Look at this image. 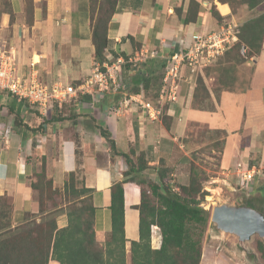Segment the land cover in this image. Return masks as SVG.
I'll list each match as a JSON object with an SVG mask.
<instances>
[{
    "label": "crops",
    "instance_id": "1",
    "mask_svg": "<svg viewBox=\"0 0 264 264\" xmlns=\"http://www.w3.org/2000/svg\"><path fill=\"white\" fill-rule=\"evenodd\" d=\"M196 1L202 7L201 13L195 21L186 22L190 0H119L108 25L107 62L148 52L138 66L145 73L155 67L157 74L164 75L168 58L181 48L183 41L190 43L194 34L219 28L233 15L228 3ZM12 2L15 20L11 23L10 15L3 14L0 33L7 35L5 43L14 52L20 73L28 78L37 77L48 85L63 82L82 86L99 64L95 61L90 0H34L31 24L27 22L24 0ZM212 8L219 12L222 21L213 15ZM153 50L157 55L148 56ZM251 61L245 86L223 89L219 98L212 87L214 78L206 71L201 74L216 110L193 105L199 75L188 73V79L182 81L178 101L163 103L162 114L157 119L149 118L133 100H151L150 94L154 92L152 87L145 89L143 84L136 87L140 93L133 91L137 68L124 69L122 79L126 88L120 92L103 97L79 92L54 105L48 115L0 91V196L12 200L13 224L24 222L27 212L39 211L31 181L36 180L38 171L36 155H41L46 157L47 173L54 187L63 188L69 172L82 168L86 186L94 191L95 231L101 244L106 242L112 227L111 187L116 182H124L129 251L130 241L139 239L140 235L137 206L142 201L143 185L128 179L125 172L131 165L138 168L140 157V163L145 166L140 177L159 182L161 162L175 157L184 146L180 140L187 136L189 125L196 123L226 132L223 153L221 151L223 176L218 179L234 188L228 179L234 174V168L239 163L258 165V160L264 158V39L261 52ZM125 97L132 98L131 105L121 115L110 113L111 106ZM6 110L9 119L2 116ZM45 118L51 121L47 123ZM101 129L111 135L116 150L111 149ZM124 154L129 155L130 162ZM184 155L188 153L185 151ZM258 173H262L261 168ZM253 189L256 193L261 191V187ZM66 224L67 218L59 226ZM152 241L153 247L159 248L161 234Z\"/></svg>",
    "mask_w": 264,
    "mask_h": 264
},
{
    "label": "trees",
    "instance_id": "2",
    "mask_svg": "<svg viewBox=\"0 0 264 264\" xmlns=\"http://www.w3.org/2000/svg\"><path fill=\"white\" fill-rule=\"evenodd\" d=\"M220 1L228 3L234 11V2L254 8L264 0ZM24 2L27 22L31 24L34 19V0H24ZM118 2L119 0H90L95 61L102 69H104L103 63L108 61L105 54V49L109 45L108 25L112 15L117 11ZM201 8L199 2L190 0L186 22L195 21L201 13ZM5 13L10 15L11 23L14 22L15 12L12 0H0V21ZM212 13L219 21H222L215 8H212ZM239 38L238 47L241 46V42L251 46V57L261 52L264 39V12L242 26ZM131 39H133L132 36ZM132 65H124L123 72L125 68H132ZM165 65L164 63L163 67ZM134 75L133 91L140 93V90L136 88L139 84H143L145 89L152 87L154 92L149 98L157 104L164 75L157 74L155 67L152 71L145 73L140 66L137 67ZM215 94L216 98H219V93L215 92ZM193 105L203 110H216L211 92L201 74L197 77ZM163 117L166 120V115ZM45 120L47 123L51 121L47 118ZM18 122L19 115L16 116V124ZM193 125L201 124L189 125L187 136L180 140L183 144H186L188 133ZM208 129L226 135L223 130ZM101 132L110 142L111 149L116 150L117 146L115 141L110 139L111 135L104 129H101ZM224 142L225 138L222 141L223 148ZM124 155L130 162L129 155ZM184 159L189 161L190 158L185 155ZM140 161L139 157V167L135 168L131 165L125 172V176H129L128 179L132 181H138L141 185L148 184L158 199V205L151 203L142 186V201L137 206L140 211V235L139 239L130 241L129 254L125 232L124 182H116L111 187L112 227L106 242L101 244L97 240L95 231L94 191L86 186L82 168L69 172L64 187L60 189L54 187L53 179L48 176L46 157L43 156L41 170L35 174L36 180L31 181V187L36 195L39 191L38 199L35 195L39 202L38 213L27 212L25 221L14 225L12 200L8 196H0V264H200L202 237L205 225L210 218L209 210L202 205L209 194L203 187V180H207L208 176L204 172L202 177L201 170L197 168L193 160H190V180L188 184H181L178 186L179 189H176L167 180L169 170L165 166L159 169V182L141 178L140 173L145 166H142ZM81 163L79 158L77 164L80 166ZM261 190L264 193V184ZM45 194L47 197L44 196ZM55 196H64L65 203L68 205L66 211L68 221L64 226H59L56 217L51 218L47 213L46 200L49 198L53 200ZM54 203L56 207L59 205V202ZM247 205L256 207L253 203H247ZM256 208L264 212V209ZM35 214L46 218L42 217L37 221L35 216L30 217ZM152 225H157L161 229L162 241L159 248H154L151 243ZM257 247L264 259V241H259Z\"/></svg>",
    "mask_w": 264,
    "mask_h": 264
},
{
    "label": "rangeland",
    "instance_id": "3",
    "mask_svg": "<svg viewBox=\"0 0 264 264\" xmlns=\"http://www.w3.org/2000/svg\"><path fill=\"white\" fill-rule=\"evenodd\" d=\"M234 5V11L232 10L233 15L229 20L238 25L239 32L240 30L242 31V26L245 23L264 12V1L254 8L238 2H234ZM6 37L7 35L0 33V43H4L8 38ZM235 44L221 55L216 63L206 70L208 76L214 78V81L211 83L216 93H219L223 89H236L237 87L245 86V83L248 82L251 71L250 67L252 65V57L250 56L252 48L246 42H241L240 47H238L237 42ZM243 45L246 46L245 52L242 50ZM137 66L138 64H133L132 68L135 69ZM237 81H239V85ZM2 116L8 119L10 118L7 110ZM5 131L6 133L9 132L7 129ZM224 137L225 135L223 133L209 131L203 125H193L188 133L186 144H183V148H180V151L176 150L177 152L172 160L162 161L161 166H165L169 170V172L167 171V180L176 189H179L178 186L181 184H188L190 180V160H193L197 168L201 170L200 175L202 177L204 176V172L208 176L207 180H203V187L209 194L206 196V200L202 202V205L209 210L210 218L209 222L205 225L202 237V258L200 264H264V259L257 247L259 241H264L263 238L258 234H254L251 239L241 241L238 235L219 229L211 219L213 208L218 204L246 205L247 203H253L256 207L264 209V193L262 190L256 193L253 189L254 187L260 189L264 184V158L258 160V166L262 169V173H257L255 178L250 182L240 183V177L238 178L236 176V167L233 170L234 174L231 173L233 175H231V178H228L234 188H231L228 183L227 185L229 187L225 185L226 183L224 181H219L218 177L223 176L221 166L223 151L221 153V149H223L222 141ZM185 151L188 153L189 161L183 159ZM36 156L38 163L37 172H39L41 170L42 157L41 155ZM170 169L174 170V172H171ZM143 187L151 203L158 205V199L152 193L148 184H144ZM38 192L37 195L35 193L37 199ZM44 196L47 197L46 194ZM65 201L64 196H55L53 200L52 198L46 200L48 216L51 218L55 216L59 224L65 222V218H67L66 211L68 210V205ZM54 202H59V205L57 204L58 206L56 207ZM34 216L37 221L42 217L46 218L39 214L31 215L30 217L33 218ZM160 234L161 229L157 225H152V246V239L155 241V237H159ZM128 259L130 262L129 256Z\"/></svg>",
    "mask_w": 264,
    "mask_h": 264
},
{
    "label": "built area",
    "instance_id": "4",
    "mask_svg": "<svg viewBox=\"0 0 264 264\" xmlns=\"http://www.w3.org/2000/svg\"><path fill=\"white\" fill-rule=\"evenodd\" d=\"M238 25L233 21H226L219 28L202 34H194L190 43L183 41L178 51L168 58L165 74L157 104L152 100L133 99L146 112L151 119L161 116L165 102L178 101L182 91V81L187 75L198 76L205 69L212 66L218 58L239 41ZM243 52L246 46H242ZM146 53H136L129 56H120L113 62L103 63L104 69L97 65L92 75L80 87L56 82L48 85L37 77H26L20 73L16 56L7 44L0 43V91H5L14 96L18 101L29 104L47 115L55 103L66 101L76 96L79 92L90 93L103 97L107 93H118L126 88L122 79L123 66L138 64L147 57ZM157 55L155 50L150 55ZM131 97L123 98L118 104L109 109L110 113L121 115L125 108L131 105ZM260 171L258 165H244L239 163L236 175L241 182H250Z\"/></svg>",
    "mask_w": 264,
    "mask_h": 264
},
{
    "label": "water",
    "instance_id": "5",
    "mask_svg": "<svg viewBox=\"0 0 264 264\" xmlns=\"http://www.w3.org/2000/svg\"><path fill=\"white\" fill-rule=\"evenodd\" d=\"M211 219L219 229L238 235L241 241L251 239L254 234L264 239V212L256 207L218 204Z\"/></svg>",
    "mask_w": 264,
    "mask_h": 264
},
{
    "label": "clouds",
    "instance_id": "6",
    "mask_svg": "<svg viewBox=\"0 0 264 264\" xmlns=\"http://www.w3.org/2000/svg\"><path fill=\"white\" fill-rule=\"evenodd\" d=\"M206 70V69H205ZM165 74V73H164ZM258 173V172H257ZM256 176V175H255ZM255 178V177H254ZM161 239H162V235H161Z\"/></svg>",
    "mask_w": 264,
    "mask_h": 264
}]
</instances>
